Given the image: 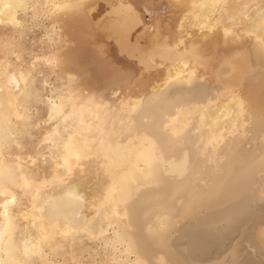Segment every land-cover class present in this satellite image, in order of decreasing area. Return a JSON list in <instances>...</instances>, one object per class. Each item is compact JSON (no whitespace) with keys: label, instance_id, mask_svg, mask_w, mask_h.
Returning a JSON list of instances; mask_svg holds the SVG:
<instances>
[{"label":"bare ground","instance_id":"6f19581e","mask_svg":"<svg viewBox=\"0 0 264 264\" xmlns=\"http://www.w3.org/2000/svg\"><path fill=\"white\" fill-rule=\"evenodd\" d=\"M0 31V264H264V0H0Z\"/></svg>","mask_w":264,"mask_h":264},{"label":"rangeland","instance_id":"374dc122","mask_svg":"<svg viewBox=\"0 0 264 264\" xmlns=\"http://www.w3.org/2000/svg\"><path fill=\"white\" fill-rule=\"evenodd\" d=\"M1 32V31H0ZM4 32H7V36H12V31L11 30H9V31H4ZM1 33H3V32H1ZM2 35V34H1ZM42 36H43V30L42 29H40V30H34V31H28L23 37H22V39H20V41H15L16 42V46H19V44L20 45H23L22 47L21 46H19L18 48H19V50L22 48V52H21V54H22V57H23V60L27 63V64H29L30 62H31V58H32V56L34 55V54H38L40 51H46L47 50V47H48V45L46 44V43H43V38H42ZM102 44V43H101ZM39 72H41V75L39 74ZM51 70H49V69H47V68H43V67H39L38 69H36V71L34 72L35 73V75H36V84H35V88H36V90H37V93L39 94V96H40V98H39V102H35L33 105H32V111H33V115L34 114H36V115H34L35 117H34V119H33V124H35L36 122H37V120H39V122H41L42 123V129H39L40 130V132H39V130L36 132V130H35V128H33L34 127V125H32L33 127H32V129L30 130L32 133H31V136H27V137H25L24 138V140H26L25 142H23L24 140H22V142H23V144L25 143L26 144V149L28 148H30L29 150H35V149H33L35 146V148H37L38 149V143H39V141H40V139L42 138V134L44 133V131L43 130H45L48 126L46 125V124H43V122L42 121H44V120H46V107H45V105H44V103H43V100H44V98L46 97L45 95H48V93H49V90L47 91V89H45L44 87H43V77H42V75H44V76H46L48 79H50L49 81H50V83L52 84V85H54V87H57V88H60V87H62L63 85H62V82H63V79L65 78V76H63V75H61L60 74V72H58V75L56 74V73H54V72H52ZM59 74H60V77H59ZM63 74V73H62ZM61 76H63V79L61 78ZM67 77V76H66ZM62 79V81L60 80V79ZM67 78H65L64 80H65V82H63L64 84L67 82V80H66ZM61 84V85H60ZM44 91V92H43ZM42 100V101H41ZM35 112V113H34ZM43 115V116H42ZM38 117V118H37ZM37 119V120H36ZM41 120V121H40ZM32 123V122H31ZM47 126L46 128H45V126ZM39 132V133H38ZM41 132H42V134H41ZM29 139V140H28ZM32 141V142H31ZM24 144V145H25ZM88 246H87V245ZM89 244L90 243H86V241H85V244H84V246L86 247V248H83V249H81V251L79 250V251H76V252H78V253H76V254H79V252H81V253H83V255L82 254H80V257H82L83 256V258L85 257L87 260H89V256H88V253H89ZM90 246H93V245H91L90 244ZM242 246H248V243L247 242H244V243H242ZM85 250H87V251H85ZM89 250V251H88ZM249 251V250H248ZM250 251H252V250H250ZM249 251V252H250ZM82 255V256H81ZM250 256H252L251 254H250ZM66 257H68V255H66ZM85 258L83 259V260H85ZM57 259H60V257H58ZM69 259V258H68ZM86 261V260H85Z\"/></svg>","mask_w":264,"mask_h":264}]
</instances>
